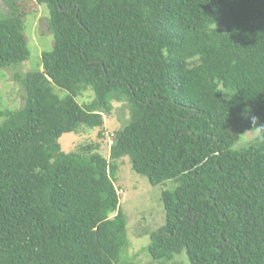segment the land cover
<instances>
[{"label":"trees","instance_id":"16d2710c","mask_svg":"<svg viewBox=\"0 0 264 264\" xmlns=\"http://www.w3.org/2000/svg\"><path fill=\"white\" fill-rule=\"evenodd\" d=\"M4 1L0 69L30 56V4L53 44L21 79L22 106L0 110V264H135L114 186L123 157L150 184H173L153 260L264 264V0ZM113 102L129 120L108 157L92 143L61 150Z\"/></svg>","mask_w":264,"mask_h":264},{"label":"rangeland","instance_id":"374dc122","mask_svg":"<svg viewBox=\"0 0 264 264\" xmlns=\"http://www.w3.org/2000/svg\"><path fill=\"white\" fill-rule=\"evenodd\" d=\"M30 8L37 12L21 17L23 21V35L30 49L27 60L16 66L0 69V110H16L24 102V91L21 84L23 76L40 66L41 53L52 47V34L48 27L46 10L43 6ZM0 13L9 16L11 10L4 0H0ZM92 91H85L79 100H87ZM129 120V111L126 104L113 102L110 113H103V125L96 128H82L77 133H64L59 138L61 150L73 151L86 144H98L99 152L108 157L112 134L119 130ZM3 118H0V124ZM258 135V130L245 131L240 135L236 146L247 145ZM119 170L114 186L119 196L120 209L127 217L126 233L127 246L123 258L134 261L135 264H171L172 262L186 263L183 254L177 255L170 262L160 263L153 260L145 251L149 243L150 234L156 232L164 224V209L161 193L165 189H172L171 181H164L157 185L149 183L145 176L136 173L130 165L128 157L118 161Z\"/></svg>","mask_w":264,"mask_h":264},{"label":"clouds","instance_id":"9594fccd","mask_svg":"<svg viewBox=\"0 0 264 264\" xmlns=\"http://www.w3.org/2000/svg\"><path fill=\"white\" fill-rule=\"evenodd\" d=\"M253 121L255 122V118H253ZM260 128H264V126H260ZM261 140H264V136L260 137Z\"/></svg>","mask_w":264,"mask_h":264}]
</instances>
